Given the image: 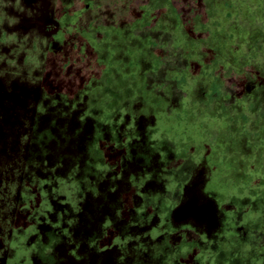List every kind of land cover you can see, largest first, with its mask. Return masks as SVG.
<instances>
[{
  "label": "rangeland",
  "instance_id": "rangeland-1",
  "mask_svg": "<svg viewBox=\"0 0 264 264\" xmlns=\"http://www.w3.org/2000/svg\"><path fill=\"white\" fill-rule=\"evenodd\" d=\"M207 3L210 31L183 23L181 0H0V264H69L75 248H94L56 211L80 193L116 191L94 185L109 171L125 188L103 248L159 223L144 236L169 233L145 247L144 264H264V193L234 194L260 146L264 170V3ZM214 82L223 95L211 101ZM88 117L136 124L135 174ZM64 137L81 151L60 146ZM179 138L188 152L175 151ZM98 156L121 159L118 173ZM198 199L217 207L216 227L196 219Z\"/></svg>",
  "mask_w": 264,
  "mask_h": 264
},
{
  "label": "flooded vegetation",
  "instance_id": "flooded-vegetation-1",
  "mask_svg": "<svg viewBox=\"0 0 264 264\" xmlns=\"http://www.w3.org/2000/svg\"><path fill=\"white\" fill-rule=\"evenodd\" d=\"M94 118V117H92ZM91 117H88V120L90 119L91 122H95L96 125H93L92 127L96 128L99 132L104 131L105 132V137L106 139L108 138L109 141H111L112 144H114V148L113 150L116 151V153L120 154L119 156H121V159L124 160V162H128L130 164L129 170L131 171V173L135 174V171L138 169L134 163L132 162L133 157L130 155V150L127 151L129 148V144L131 145L132 141H130L131 137H134V142L133 143H137L138 140L136 139V136L139 135V128L137 129L136 124H133L131 126L128 127L129 122L125 121V120H115L113 121H101V120H95L92 121ZM96 118V117H95ZM98 121V122H97ZM124 121V122H123ZM93 124V123H92ZM61 127V125H60ZM126 130H130V132H126ZM132 130H135V132H132ZM99 136H103L101 133L99 134ZM104 137V138H105ZM130 138V139H129ZM127 139V140H126ZM84 138L82 137L81 141H83ZM101 140V139H100ZM42 142V141H41ZM98 142V141H97ZM76 142L72 141L69 142L67 141V138H63L62 142L60 144V146H64L66 148H72L73 150H78V147H75ZM48 145V144H47ZM103 144L101 143L95 151V155L99 154L100 151H104V147L102 146ZM117 145V146H116ZM78 146V145H77ZM77 148V149H76ZM94 150V148H93ZM81 151V150H78ZM93 153V151H91ZM127 153H129L127 155ZM94 154V153H93ZM101 156H98L96 158L97 162H102V166L104 165L105 169H107V167L110 169L112 167L115 168V170H113L115 173H118V165H120V161L119 163L117 162L115 165L109 163L108 161L105 162V159H100ZM125 166V164H124ZM117 167V168H116ZM161 167V166H159ZM158 167V168H159ZM160 172H162V169H160ZM89 173V175H88ZM92 173H90V171L86 172V176H90ZM104 174V175H103ZM101 175L104 177V181L103 183H95L94 185H96V187L100 186L103 184L107 186V183L112 182L115 187L117 188L116 191H114L115 193H119V191H122L124 187V185L122 184L123 182L120 181L119 179L114 180L113 179V175L112 172L109 171V174L105 175V173H101ZM76 177V173H73V177H71L69 180L70 182L74 183L76 182L77 178ZM112 179L114 181H112ZM112 185V184H111ZM111 187V186H110ZM111 189V188H110ZM114 192H106L104 190H102L101 194H97V192H95V190H91V194H90V201H92V205H94L95 199H98L96 201L99 202V204L101 205L100 207L96 208V209H92L91 211V219L88 221L87 223V228H86V232L89 233V235L91 234V238L89 241H91L89 244H92L94 246V248H92L91 246L85 250V249H81V248H75L76 252L82 253L85 252L86 255L83 256L80 259H71L69 264H80V262L84 261L83 264H144V262L149 261L150 258V254L148 253V250L146 251V246L147 245H152L153 243H157L160 242V238L165 236V233H169L165 232L163 235H161L160 237H152L150 235L148 236H144L147 233L153 232V230L155 228H157V226H159V223L156 225L155 228L151 229V230H145L144 227L140 226V227H134L135 229H138L137 235H134L135 238H131V235L129 236L128 234H123L121 240H115L113 242V247H107V248H103L105 247V245L102 244V240L104 239V235L106 233L112 234L114 233V229H117V224H116V218L119 219L120 217V211L117 213H115V215H111L110 219L107 217L108 211H111V209H118L119 208V204L114 205V207L112 208L113 203L117 200L116 196H114ZM50 195H54L53 190L50 191ZM81 198L78 197V200L72 205V206H68V202L66 203V201L60 202L61 206H59L57 208V213L62 214V216H64L65 218H69L72 219L71 224H69V222L67 223L68 226H76V227H84L80 226V224L83 222V218H82V212L83 210L81 209ZM70 205V204H69ZM70 207V208H69ZM96 207V205H94V208ZM196 207H198L196 205ZM51 214V212L49 213ZM117 215H119V217H117ZM195 218V217H194ZM188 219H190V217H185L182 219V221H187ZM196 219L200 220L201 219H205L203 221L207 220V223L209 224L210 228H214L218 225V223H214L209 217V220L206 219V215L202 214L200 212V208L198 207V213L196 214ZM82 220V222H81ZM197 220V221H198ZM217 220V218L215 219ZM132 221H136L132 218ZM161 222V221H160ZM203 223V222H202ZM93 225L95 226V230L93 231ZM90 231H92V233H90ZM137 231V230H136ZM146 244V245H145ZM111 249L115 250L114 254V258L112 260H110L109 256L108 258L104 257V254H108V251H110ZM109 255V254H108ZM105 258V259H104ZM37 261V260H35ZM180 264V262H178ZM10 264H13L12 262ZM169 264H177L174 263L172 261V259L169 261Z\"/></svg>",
  "mask_w": 264,
  "mask_h": 264
},
{
  "label": "trees",
  "instance_id": "trees-1",
  "mask_svg": "<svg viewBox=\"0 0 264 264\" xmlns=\"http://www.w3.org/2000/svg\"><path fill=\"white\" fill-rule=\"evenodd\" d=\"M182 2V7L177 9V13L180 15V19L183 20V23H185L186 25H188L191 29H195V26L197 23V21H200L203 23V29L204 28H208L209 31L211 29L209 23H208V19L206 18V8L208 6L207 0H181ZM264 3V0H263ZM199 35V34H198ZM207 35V33H206ZM186 80V76H184L182 79H179V83L180 85L185 82ZM182 86V85H181ZM184 87V86H182ZM223 95V86L221 84H219L218 82H214L211 85L210 88V92L208 94V97H210L211 101L217 100L219 98H222ZM188 108L186 109V115L189 116L190 111H187ZM247 124V123H246ZM260 127H262V130H258V136L261 135V133L264 130V122L260 123ZM261 138L263 139V143H264V137L261 136ZM181 139V140H180ZM185 138H179V140H175L174 145H175V151L178 153L181 152H188V150L184 147L185 144L183 142L180 141H184ZM179 141V142H178ZM193 141V139L191 137L187 138V142L189 145L191 144L190 142ZM261 145V144H260ZM191 146V145H190ZM262 147V146H260ZM260 147L256 150V155L254 156V158H252V162L248 163L247 160L245 161V166H246V170L244 172V176L245 178L242 177V175H240V177H237V180L235 182V197L238 198H243V197H250L251 193L253 191H258V192H262L264 193V170H256V167L258 165L261 164V157L259 154V150ZM217 154V153H216ZM259 154V159H257V156ZM215 157H217L215 155ZM218 160L223 161V159H225L226 161L232 162L231 158H228V156L226 154H223L222 156L218 155ZM235 158H233L234 160ZM248 163V164H247ZM90 195H85L83 193H80L79 197L81 198V209L83 210L82 212V218L85 219V222H82L80 224V226H84V228H87V223L88 221L91 219V211L92 209H96L98 207H100L101 205L99 204L98 199H95L94 205H96V207L94 208V205H92V201H90ZM257 197H261V201H263V197L262 196H257ZM264 203V202H263ZM196 205L200 208V212L206 216H209L211 219L217 217L218 215V211H217V207L214 205V203H212L211 201H200L198 199V202L196 203ZM260 222V220H259ZM67 237V236H65ZM237 246L233 244V242H231L227 248V253L225 255L226 259L221 260L223 261L222 263H225L224 261L227 260H231L233 256V247ZM86 253L82 252H76L75 255L72 257V259H80L83 256H85ZM76 259V260H77ZM215 262L218 261L217 257H214L213 259ZM214 262V263H215ZM212 263V264H214Z\"/></svg>",
  "mask_w": 264,
  "mask_h": 264
}]
</instances>
